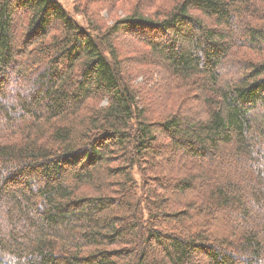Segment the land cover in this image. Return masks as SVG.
I'll return each mask as SVG.
<instances>
[{"label": "trees", "instance_id": "1", "mask_svg": "<svg viewBox=\"0 0 264 264\" xmlns=\"http://www.w3.org/2000/svg\"><path fill=\"white\" fill-rule=\"evenodd\" d=\"M72 11L0 0V264H264V0Z\"/></svg>", "mask_w": 264, "mask_h": 264}, {"label": "rangeland", "instance_id": "2", "mask_svg": "<svg viewBox=\"0 0 264 264\" xmlns=\"http://www.w3.org/2000/svg\"><path fill=\"white\" fill-rule=\"evenodd\" d=\"M62 5H63V7L72 15V17H74L76 20H78L80 23H82V24H85V22H84V20L82 19V17L81 16H79V15H75L74 13H73V11H72V5H73V1L74 0H58ZM106 11H103V12H101V14H102V16L103 17H105L106 19H107V16H106V13H105ZM117 15H120V12L118 13L117 12ZM111 18V17H110ZM110 23V22H109ZM124 45V44H123ZM125 47H127V50H126V54H129V55H131V54H133V55H135L136 53H138L139 51H140V49H138V50H136L137 48H140L139 47V45H138V43H133V44H129L128 46H125ZM142 52H139L138 54H141ZM229 65H231V64H229ZM227 67H225L223 70H222V77L223 78H225V77H230V76H232V75H234V73L235 72H233V71H231L230 70V66L228 67V65H226ZM234 66V65H233ZM234 67H236V66H234ZM161 138H163V137H161ZM161 138H159L160 140H161ZM133 175H134V178L137 180V182L139 183V181H140V178H139V175H138V173L136 172V171H134V173H133Z\"/></svg>", "mask_w": 264, "mask_h": 264}]
</instances>
